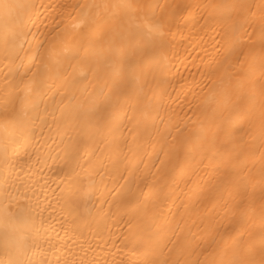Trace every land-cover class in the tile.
<instances>
[{"label":"bare ground","instance_id":"bare-ground-1","mask_svg":"<svg viewBox=\"0 0 264 264\" xmlns=\"http://www.w3.org/2000/svg\"><path fill=\"white\" fill-rule=\"evenodd\" d=\"M0 264H264V0H0Z\"/></svg>","mask_w":264,"mask_h":264}]
</instances>
